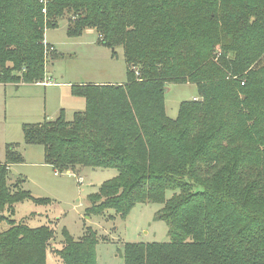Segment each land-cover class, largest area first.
Returning <instances> with one entry per match:
<instances>
[{
	"label": "trees",
	"instance_id": "obj_1",
	"mask_svg": "<svg viewBox=\"0 0 264 264\" xmlns=\"http://www.w3.org/2000/svg\"><path fill=\"white\" fill-rule=\"evenodd\" d=\"M67 10L70 35L95 28L124 49L128 80L72 85L85 110L25 124V142L59 171H118L90 196V214L164 202L171 241L127 243L125 264H264V0H0V83L46 77V26ZM171 82L197 84L201 98L177 119L164 104ZM24 160L11 144L0 163V213L11 214L0 215V264H47L55 235L11 217L17 203H51L9 184ZM66 235L65 264H96V237Z\"/></svg>",
	"mask_w": 264,
	"mask_h": 264
},
{
	"label": "rangeland",
	"instance_id": "obj_2",
	"mask_svg": "<svg viewBox=\"0 0 264 264\" xmlns=\"http://www.w3.org/2000/svg\"><path fill=\"white\" fill-rule=\"evenodd\" d=\"M73 15V11L67 10L62 17L55 18L57 27L46 26L44 43L53 48L46 47L44 53L46 77L37 83L19 86L0 83V163L7 161V147L11 144L25 158L24 162L10 166L9 184L19 182V187L34 197L51 200L50 204L31 200L17 203L11 217L32 228L54 229V238L47 245V264H65L58 251L66 245V234L79 241L87 233L98 242L96 264H125L127 243L171 241L168 222L157 218L164 202L137 203L125 216L112 209L104 214H90V196L116 177L118 171L80 165L59 171L45 163L43 145L27 144L24 140L25 124L56 119L62 110L71 121L75 111L85 110L84 97L72 94V85L125 84L128 80L124 49L105 45L95 28L85 29L78 36L70 35L67 27L75 19ZM46 81L50 84H39ZM166 88L164 104L171 119L178 118L183 102L201 101L195 83L171 82ZM173 193L167 190L165 200ZM1 214L11 215L7 210ZM8 226L3 222L0 230Z\"/></svg>",
	"mask_w": 264,
	"mask_h": 264
},
{
	"label": "built area",
	"instance_id": "obj_3",
	"mask_svg": "<svg viewBox=\"0 0 264 264\" xmlns=\"http://www.w3.org/2000/svg\"><path fill=\"white\" fill-rule=\"evenodd\" d=\"M48 1H50V0H42L43 4L45 6L47 5ZM44 11H46V8L44 9ZM39 84L49 85L50 83L46 81V82H39Z\"/></svg>",
	"mask_w": 264,
	"mask_h": 264
},
{
	"label": "crops",
	"instance_id": "obj_4",
	"mask_svg": "<svg viewBox=\"0 0 264 264\" xmlns=\"http://www.w3.org/2000/svg\"><path fill=\"white\" fill-rule=\"evenodd\" d=\"M50 78H51V76H50ZM57 83H58V82H56L55 84H57ZM59 83H60V82H59ZM62 84H63V83H62ZM64 84H65V83H64ZM58 85H61V84H58ZM65 85H69V86H70L71 84H65ZM63 109H64V108H63ZM79 111H80V110H79ZM75 112H77V111H75ZM75 112H74V113H75Z\"/></svg>",
	"mask_w": 264,
	"mask_h": 264
}]
</instances>
